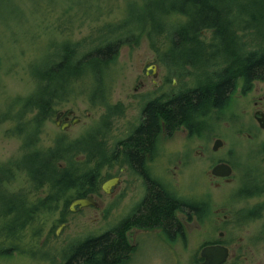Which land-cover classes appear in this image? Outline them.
<instances>
[{
	"label": "trees",
	"instance_id": "16d2710c",
	"mask_svg": "<svg viewBox=\"0 0 264 264\" xmlns=\"http://www.w3.org/2000/svg\"><path fill=\"white\" fill-rule=\"evenodd\" d=\"M6 1L10 14L5 10L2 16L8 21L15 14L11 10L17 12L18 8L11 0ZM245 1L144 0L142 8L129 3L119 21L98 23L102 26L93 42L73 41L70 35L49 46H57L54 52L58 55L27 65L33 93L25 98H7L0 107V125H11L7 134L21 142L22 152L17 163L0 166V257L39 250L51 217L59 214L53 221L56 227L65 222L73 200L99 193L101 173L105 168L110 170L113 161L106 134L108 120L115 113L106 98V79L122 46H138L145 37L158 63L174 77L192 76L196 86L177 100L174 113L165 112L158 104L148 106L145 128L135 141L139 148H145V136L157 130L158 113L166 121L169 117L173 123L188 124L196 112L205 116L207 111L227 105L238 79L248 83L264 77V0ZM51 3L57 5L56 0ZM77 10L86 20L93 19L90 13ZM90 22H99V16ZM67 24L73 25L70 17L62 25ZM208 32L212 40L207 43L204 34ZM244 38L256 45L253 51L246 50ZM83 93L92 107L105 110L102 121L85 137L69 142L57 138L51 146L42 147L40 135L55 116V108ZM17 173L25 175L26 186L17 193H7L3 184L12 182ZM110 177L108 174L107 179ZM252 192L264 194V182ZM175 208L167 195L152 194L149 212L142 220L152 224L165 219L170 224ZM262 211L264 203L252 214L246 213V218L249 214L259 217ZM49 234H54L53 229ZM119 236V241L112 238V232L88 238L68 249L71 253L60 264H127L131 257L125 252L123 233Z\"/></svg>",
	"mask_w": 264,
	"mask_h": 264
},
{
	"label": "rangeland",
	"instance_id": "374dc122",
	"mask_svg": "<svg viewBox=\"0 0 264 264\" xmlns=\"http://www.w3.org/2000/svg\"><path fill=\"white\" fill-rule=\"evenodd\" d=\"M11 1L18 10L13 12L9 8L11 13L15 14L13 19L6 21V18L2 16L3 12L6 10L10 14V11L6 9L7 1L0 0V107L4 105L7 98H25L33 93L34 83L30 79L26 67L32 60L58 55L57 52H54L57 50H55L57 46L49 49L50 45H57L58 41L60 42L70 35L73 41L86 39L93 42L97 38V29L102 26L100 25L102 22L119 21L122 14L129 8V3H133L139 8H142L144 4V0H70L83 13H90L93 19L99 16V22L94 23L90 22L93 19L86 20L85 16L66 0H56L57 5L52 4L51 0ZM69 17L73 25H62L64 19ZM204 37V41L207 43L212 40L209 32L205 33ZM247 39L249 38L243 39V43L247 45L246 50L253 51L256 45L251 44ZM157 61L158 59L149 48L145 37L140 39L138 46H122L119 49L108 79H106V84L109 87V89L106 88V98L110 106L113 107L115 103H119L123 107V116L117 118L111 116L108 120L106 147L111 149L113 141L129 125V121L132 122L133 118L139 114L140 107L135 102H130V97H133V88L138 85L139 80H145L144 70L147 69L148 63H156L159 65V69L165 68ZM148 70L151 68L149 67ZM192 82L194 83V78L187 76L178 78L176 85H192ZM251 97L252 95L249 98ZM237 98L238 91H234L227 109L216 111L213 120L211 118L204 120L209 124L212 122L211 127L202 138L203 142L209 143L208 150L203 156L204 158L195 157L188 161L189 166L180 174V181L176 186L179 189L182 186L185 187V194L189 198L196 200L200 197L201 199L205 195L203 187L207 184L205 174H209L212 166L218 162H233L236 166L234 167V182L222 184L219 187L213 185L209 187L211 197L209 200L210 212H208L222 210L223 214L229 216L225 225L227 229L226 241L234 243L238 238L243 239L242 248L245 253L242 255L245 259L229 264H264V211L260 212L258 218H243L257 205L264 203V194L250 200H243L237 196L241 182L245 180L241 181L242 175L248 178L254 174L262 182L264 181V166L262 165L264 154L260 153L264 145V132H257L256 139L258 140L249 143L244 138L240 139L234 136L231 131L225 128L227 122L234 124L233 115L241 117L244 124L250 127L249 118L242 117L240 112L241 109H247L246 105ZM55 109V114L73 112L79 123L62 131L61 126L56 125L53 116L42 129L40 135L42 147L51 146L57 138H63L69 142L85 137L102 121L105 114L104 109L92 107L89 104L85 93L77 94L72 100ZM133 110L135 115L132 113ZM9 126L11 125L8 123L0 125V166L9 163L15 164L22 156L21 142L16 137L7 134ZM216 138L221 139L224 144L216 150L217 152H212V142ZM180 156L178 154V157ZM108 174L112 175L113 170L105 168L101 173V184L107 180ZM171 175L168 172V175L164 176L167 182H170ZM26 183L25 175L17 173L12 182L3 184V188L7 193L14 194L23 190ZM129 197L124 200V204L127 203ZM116 198L117 196H109L101 190L96 195L97 201L103 205V212L107 209L104 216L101 215V211L93 208L66 212L64 215L65 226L59 224L56 227L53 225V221H57L59 214L51 217L47 222L46 232L39 241L41 247L39 250L34 249L35 251H33L38 253L36 259L32 257V254H35L33 252L28 254L13 252L0 257V264L58 263L63 260V252L87 238L110 231L114 227L115 212L112 206ZM52 229L54 234L50 235L49 231ZM205 229L209 230L207 221H195L190 225L189 233L173 242L153 233L141 235V237H137L140 248L138 252L129 254L131 258L127 264H194L199 257L200 249L218 239L214 234L220 228H215L214 234L205 232Z\"/></svg>",
	"mask_w": 264,
	"mask_h": 264
},
{
	"label": "flooded vegetation",
	"instance_id": "af4514ba",
	"mask_svg": "<svg viewBox=\"0 0 264 264\" xmlns=\"http://www.w3.org/2000/svg\"><path fill=\"white\" fill-rule=\"evenodd\" d=\"M149 67L151 70H148ZM146 68L144 70L145 80L138 81V85L133 88V97H130V102H135L140 107L139 114L133 118L132 122L129 121V125L117 136L111 147L113 161L110 170H113V174L107 181L113 179H117L118 181L115 187L111 188L109 194H107L109 196H117L112 206L115 212V224L107 232H112V238L116 241L120 240L119 235L123 233L124 243L127 248L125 252L134 254L140 248L137 237L139 238L141 235L153 233L173 242L189 233L190 225L195 221H207V228L209 230L205 229L204 231L214 234L215 228H220L216 231V235L214 234L218 239L204 245L200 251L206 246L220 245L229 250V256L224 264L243 261L245 259L242 255L245 253L242 248L243 239L238 238L234 243L225 240L227 236L225 225L227 220H229V216L223 214L222 210L211 211L209 213V200L211 197L209 187L211 185L219 187L222 184H232L235 180V164L230 161H222L212 166L211 170L219 164H225L231 169V173L226 178L212 176L210 174L211 170L209 174L206 173L207 184L203 187L205 195L201 199L200 197L196 200L189 198L185 194V187L182 186L179 189L176 186L179 184L180 174L189 166L188 161L195 157H200L199 159L204 158L203 156L208 150L209 143L203 142L202 138L212 123L209 124L208 121L205 122L204 120L206 118L208 120L209 118L215 119L213 116H215L218 110L211 109L207 111L205 116H201L196 112L188 124H184L181 121L173 123L169 120V117L166 121L164 116L158 113L156 116L158 123L157 130L150 136H145V142H142L145 148H139L136 146L135 141L141 138L140 131L145 128L148 119V106L158 104L165 112L172 113L177 100L184 98V96H187L188 93L194 91L196 88L193 82L192 85H176L178 78L172 76V72L166 68L159 69V65L156 63H148ZM235 91H238L237 99L243 101L246 105L247 109H241L240 112L242 117L249 118L250 127L244 124L241 117L233 115L234 124L227 122L225 128L231 131L234 136L240 139L244 138L249 143H252L258 140L256 139L257 132H264V77L253 79L248 83H245L244 79L240 78L235 86ZM251 95L252 97L249 98ZM228 104L220 110L227 109ZM113 110L115 113L113 114L114 117L123 116V107L119 103L113 105ZM67 113L62 112L59 119H56L57 126L71 125L76 120L74 113L69 117ZM132 113L135 115L134 110ZM216 140L221 139L216 138L213 140L211 146L212 152H217L213 150ZM262 147L260 153L264 154V145ZM178 154L181 156L178 157ZM262 165L264 166V162ZM168 172L172 174L170 182H167L166 177H164L168 175ZM243 179L245 180L241 182ZM241 181L238 197H241L243 200L260 197L252 192L255 187L262 185V181L258 176L253 174L245 178L242 175ZM101 186L102 184L100 185V190ZM158 193H161L163 196L167 195L176 205L172 213V223L170 224L166 223L165 219L152 224H147L142 220L144 215L149 212L148 204L152 194ZM88 196L93 197L94 202L97 204L91 208L101 211V215L104 216L107 209L103 212V205L97 201L96 195ZM127 197L129 199L124 204L123 202ZM248 216L249 218H246V215L243 218H258L250 217V214ZM61 226H65L64 223ZM107 232L99 233L93 237H100ZM200 251L199 257L194 264L202 263Z\"/></svg>",
	"mask_w": 264,
	"mask_h": 264
},
{
	"label": "water",
	"instance_id": "95a60500",
	"mask_svg": "<svg viewBox=\"0 0 264 264\" xmlns=\"http://www.w3.org/2000/svg\"><path fill=\"white\" fill-rule=\"evenodd\" d=\"M62 114L59 113L56 116V119ZM72 113H67V116H71ZM79 123V120L73 121L72 125ZM70 125H64L61 127L62 131H65L66 128H69ZM264 128V127H263ZM222 146V142L220 140H216L213 145V150L216 151L218 148ZM231 169L225 164H219L215 166L212 171L211 175L219 178H226L230 175ZM117 179L109 180L102 185V191L106 194H109L111 188L115 187L117 183ZM97 204L94 202L93 197L77 199L73 201L70 205L69 211L74 212L75 208L83 209L88 207H95ZM229 256V250L226 247L220 245H213V246H206L200 251V258L202 259L201 264H224Z\"/></svg>",
	"mask_w": 264,
	"mask_h": 264
},
{
	"label": "bare ground",
	"instance_id": "6f19581e",
	"mask_svg": "<svg viewBox=\"0 0 264 264\" xmlns=\"http://www.w3.org/2000/svg\"><path fill=\"white\" fill-rule=\"evenodd\" d=\"M202 118V117H201ZM68 212H71V211H68ZM75 212V211H74ZM71 251L72 250H68V251H66V252H63V255H62V259L63 260H60L59 262H58V264H60V263H62L64 260H66L67 258H68V256H69V253H71ZM56 264V263H55Z\"/></svg>",
	"mask_w": 264,
	"mask_h": 264
}]
</instances>
